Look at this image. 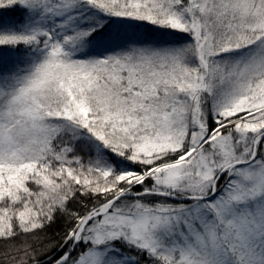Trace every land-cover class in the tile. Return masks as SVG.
<instances>
[{
  "label": "snow or ice",
  "instance_id": "obj_1",
  "mask_svg": "<svg viewBox=\"0 0 264 264\" xmlns=\"http://www.w3.org/2000/svg\"><path fill=\"white\" fill-rule=\"evenodd\" d=\"M0 264H264V0H0Z\"/></svg>",
  "mask_w": 264,
  "mask_h": 264
},
{
  "label": "trees",
  "instance_id": "obj_2",
  "mask_svg": "<svg viewBox=\"0 0 264 264\" xmlns=\"http://www.w3.org/2000/svg\"><path fill=\"white\" fill-rule=\"evenodd\" d=\"M57 230V226H53V229L49 232V235H52L54 231Z\"/></svg>",
  "mask_w": 264,
  "mask_h": 264
}]
</instances>
